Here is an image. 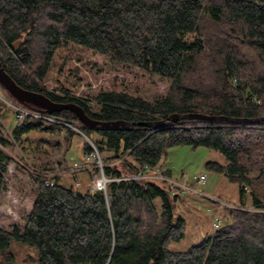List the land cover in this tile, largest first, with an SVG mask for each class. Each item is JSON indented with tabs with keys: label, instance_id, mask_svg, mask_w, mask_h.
<instances>
[{
	"label": "trees",
	"instance_id": "16d2710c",
	"mask_svg": "<svg viewBox=\"0 0 264 264\" xmlns=\"http://www.w3.org/2000/svg\"><path fill=\"white\" fill-rule=\"evenodd\" d=\"M0 62L25 90L74 103L92 120L129 122L81 127L103 157L106 193L30 175L37 189L23 229L0 228L5 260L13 261L20 244L36 250L35 264H264V124H134L189 113L264 117V0H0ZM107 65L120 73L110 90L99 78ZM143 74L169 81L166 95L143 99L131 87ZM53 114L77 123L70 111ZM38 128L24 119L9 138L0 123V193L3 148ZM73 136L65 132L68 143ZM178 146L220 155L223 163L204 168L234 185L238 198L226 208L228 223L220 226L216 215L217 229L183 252L169 250L187 228L173 212L180 195L154 181L124 179L145 166L179 178L184 173L162 167ZM90 153L83 144L82 154Z\"/></svg>",
	"mask_w": 264,
	"mask_h": 264
},
{
	"label": "rangeland",
	"instance_id": "374dc122",
	"mask_svg": "<svg viewBox=\"0 0 264 264\" xmlns=\"http://www.w3.org/2000/svg\"><path fill=\"white\" fill-rule=\"evenodd\" d=\"M113 69L109 65L105 66L103 75L99 77L102 79L101 84L108 90L111 89L113 76L120 74ZM143 75L141 82L132 83L133 86H131L137 89L138 94L143 99L153 101L166 95L169 81L154 75ZM0 91L2 92L0 93L2 107L0 123L6 136L11 138L13 127L17 125L13 110L9 106V103L14 99L5 92L1 85ZM77 125L81 133L72 129L41 124V128L24 135L22 142H12V147L3 148V154L8 159V163L4 173L5 190L0 193L1 229L6 231H12L16 227L23 229L37 189V183L30 178L31 174L40 173L44 175L46 182H53L54 178H58L59 183L64 187H71L78 191L91 189L90 186L94 183L95 174L100 172L98 161L102 163L103 157L99 154L100 159H93L86 168H73L74 163L80 164L84 160L83 144H88L91 148L94 146L92 139L82 132V126L78 122ZM48 128L51 130H45ZM66 131L74 133L69 143L65 140ZM43 151H47L48 156L41 155ZM207 161L223 163L222 157L217 153L201 147L191 149L187 146L169 149L163 160V169L171 171L173 175L181 173L187 176L204 174L207 179L203 185H197L192 181L194 184L189 185L193 191L189 192L188 195L180 194V197L177 198L173 209L174 216L185 219L187 228L180 242L169 244L170 251H186L191 245L198 244L206 236L211 235L214 231V217L220 214L222 217L220 226L228 223L230 219L226 208L235 207L238 203L236 187L227 183L223 177L206 171L204 165ZM84 171H89L88 178L83 174ZM77 175L80 177L79 181L75 180ZM83 177L87 179L86 185L78 184ZM153 181L159 186H166L160 181ZM220 204L224 209L221 208ZM11 252L13 253V261L5 260V256L0 254V264H35V249L15 244Z\"/></svg>",
	"mask_w": 264,
	"mask_h": 264
},
{
	"label": "water",
	"instance_id": "95a60500",
	"mask_svg": "<svg viewBox=\"0 0 264 264\" xmlns=\"http://www.w3.org/2000/svg\"><path fill=\"white\" fill-rule=\"evenodd\" d=\"M0 85L8 95L13 98L16 102L30 107L35 110H39L45 113L53 114L61 111H70L74 113L77 118V122L88 128H119L129 124L124 121H110L101 122L90 119L83 111L82 108L74 103H56L52 102L46 96L25 90L18 86L11 77L5 72L0 62ZM187 121H199V122H211V123H224L229 125H252V124H264V117L247 119V118H235L228 116H215V115H204L199 113H189L183 115H171L164 120L134 123L135 125H142L148 129H157L168 125L169 123H176L178 120Z\"/></svg>",
	"mask_w": 264,
	"mask_h": 264
},
{
	"label": "built area",
	"instance_id": "2783aa9c",
	"mask_svg": "<svg viewBox=\"0 0 264 264\" xmlns=\"http://www.w3.org/2000/svg\"><path fill=\"white\" fill-rule=\"evenodd\" d=\"M259 104V102H258ZM9 106L13 110L14 118L17 124H20L24 119H30L35 122H38L40 124H44L45 126L50 127H58V128H64V129H72L74 131L80 132V129L78 128L77 123H73L71 121H68L64 118H61L55 114H49L45 113L39 110L32 109L30 107H27L25 105H22L16 101H12L9 103ZM95 158H99L98 151L96 150L95 146L92 147V153L86 155L84 157L83 162L80 164L74 163L73 168L79 169V168H86L91 164V161ZM100 172L96 175L93 179L94 183L90 186V191H102L103 193H106V186L108 182H110L111 179L107 178L102 170V163L98 161ZM126 180H157L162 183L166 184V188L168 192L172 195L174 194H182V195H188L189 192L193 191L192 187L188 184V181L190 180L187 175L182 174L179 178L174 179L167 177L163 175L162 171L158 167H143L136 175L126 177L124 178ZM189 179V180H188ZM190 181H193L197 185L205 184L207 179L204 174H200L198 176H194ZM48 184H52V182H46ZM219 216H217L214 220V227L217 228L219 225Z\"/></svg>",
	"mask_w": 264,
	"mask_h": 264
},
{
	"label": "crops",
	"instance_id": "0c3cea01",
	"mask_svg": "<svg viewBox=\"0 0 264 264\" xmlns=\"http://www.w3.org/2000/svg\"><path fill=\"white\" fill-rule=\"evenodd\" d=\"M79 174H80V173H79ZM79 174H78V175H79ZM83 174H85V176H87V178H88V176H89V171H84ZM83 174H81V176H84ZM78 175H77V179H75L76 181H77V180H78V181L80 180V177H79ZM81 179H82L83 181L81 180L80 183H78V182H77V183L80 184V185H83V184L86 185V180H87V179H85V177H83V178H81Z\"/></svg>",
	"mask_w": 264,
	"mask_h": 264
},
{
	"label": "bare ground",
	"instance_id": "6f19581e",
	"mask_svg": "<svg viewBox=\"0 0 264 264\" xmlns=\"http://www.w3.org/2000/svg\"><path fill=\"white\" fill-rule=\"evenodd\" d=\"M0 93H2V92L0 91ZM236 126H237V125H236ZM216 229H217V228H216ZM216 229H215V230H216Z\"/></svg>",
	"mask_w": 264,
	"mask_h": 264
}]
</instances>
